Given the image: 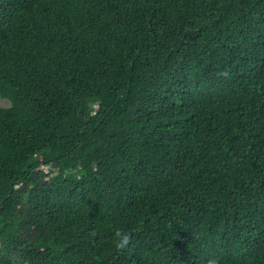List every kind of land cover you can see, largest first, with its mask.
<instances>
[{"label": "trees", "instance_id": "16d2710c", "mask_svg": "<svg viewBox=\"0 0 264 264\" xmlns=\"http://www.w3.org/2000/svg\"><path fill=\"white\" fill-rule=\"evenodd\" d=\"M0 96V264H264V0H0Z\"/></svg>", "mask_w": 264, "mask_h": 264}, {"label": "clouds", "instance_id": "9594fccd", "mask_svg": "<svg viewBox=\"0 0 264 264\" xmlns=\"http://www.w3.org/2000/svg\"><path fill=\"white\" fill-rule=\"evenodd\" d=\"M115 235L117 237L116 244L118 247H123L127 244L129 235L126 232L121 229H117ZM206 264H219V259L217 257H210L207 259Z\"/></svg>", "mask_w": 264, "mask_h": 264}, {"label": "rangeland", "instance_id": "374dc122", "mask_svg": "<svg viewBox=\"0 0 264 264\" xmlns=\"http://www.w3.org/2000/svg\"><path fill=\"white\" fill-rule=\"evenodd\" d=\"M9 105V100L7 98L0 96V106H7Z\"/></svg>", "mask_w": 264, "mask_h": 264}]
</instances>
